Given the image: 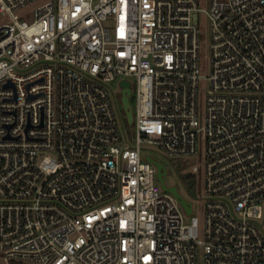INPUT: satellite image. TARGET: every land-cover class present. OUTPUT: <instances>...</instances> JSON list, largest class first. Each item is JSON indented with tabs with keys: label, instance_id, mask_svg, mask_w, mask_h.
<instances>
[{
	"label": "built area",
	"instance_id": "obj_1",
	"mask_svg": "<svg viewBox=\"0 0 264 264\" xmlns=\"http://www.w3.org/2000/svg\"><path fill=\"white\" fill-rule=\"evenodd\" d=\"M202 2L0 0V264H264V0Z\"/></svg>",
	"mask_w": 264,
	"mask_h": 264
},
{
	"label": "rangeland",
	"instance_id": "obj_2",
	"mask_svg": "<svg viewBox=\"0 0 264 264\" xmlns=\"http://www.w3.org/2000/svg\"><path fill=\"white\" fill-rule=\"evenodd\" d=\"M201 7L206 8V0H202ZM44 1L35 3L33 5H30L22 10L19 11V14L24 17L27 21H32L34 19V14L36 8L41 5ZM0 23H3V20L0 21ZM199 27L201 30L202 35V45L204 49V54L201 61V67L205 74H208L210 72V25L209 21L205 14L199 15ZM208 84L203 83L201 85V91H202V98H201V110L204 109V98L205 93L207 92ZM133 106V103H132ZM156 160L160 161L167 169L168 173L165 175V182L168 186H176L179 190V192L186 196V190L184 185L187 187V190L192 196L193 200H200L202 196V190H203V174L202 172L194 174L192 172L194 166L201 167L203 164V154L202 159L200 160V157H195L193 159H189L186 162H182L180 165V160H174L172 163L169 161L160 158L155 157ZM191 177H188V175H191ZM193 202V208L195 215L199 218L200 221L203 220V209L202 204L196 203V201Z\"/></svg>",
	"mask_w": 264,
	"mask_h": 264
},
{
	"label": "water",
	"instance_id": "obj_3",
	"mask_svg": "<svg viewBox=\"0 0 264 264\" xmlns=\"http://www.w3.org/2000/svg\"><path fill=\"white\" fill-rule=\"evenodd\" d=\"M121 86L123 88L122 98H121L123 110L126 115L127 123L129 125H132L134 121V116H133L132 104L130 101V97L132 94L131 84L127 81H124L122 82ZM155 164L157 165L158 170H159L158 178L161 182L162 189L172 193L178 199V201L180 202L182 207L186 210V212L188 214H191L192 213L191 203H189L182 197L177 187L175 186L167 187L166 186L165 181H164V175L166 174V170L161 164L159 163H155Z\"/></svg>",
	"mask_w": 264,
	"mask_h": 264
}]
</instances>
